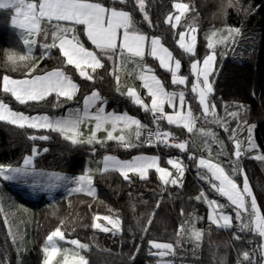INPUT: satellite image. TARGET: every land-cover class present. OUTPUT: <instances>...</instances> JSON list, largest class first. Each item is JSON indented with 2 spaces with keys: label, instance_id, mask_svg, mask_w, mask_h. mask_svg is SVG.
I'll return each instance as SVG.
<instances>
[{
  "label": "snow or ice",
  "instance_id": "1",
  "mask_svg": "<svg viewBox=\"0 0 264 264\" xmlns=\"http://www.w3.org/2000/svg\"><path fill=\"white\" fill-rule=\"evenodd\" d=\"M127 2L128 0H111L109 5L107 0H0V10L10 13L8 24L18 34L27 50L22 55L14 50H8L6 63L12 66V71H16L20 65L27 67L28 62L35 59L33 49L37 45L41 49V60L49 56L51 49L54 48L59 49L63 59L61 67L39 73L37 72L39 61H37L27 68V73L23 78L15 79L10 75H4L0 88L4 94H11V97H14L21 105H29L30 102L44 103L52 95L56 96L58 105L61 97L72 100L80 89V85L75 82L73 75L66 70L67 66H74L80 77L93 81L95 79L93 73L105 66L104 57L113 61V64L118 68H125L129 63H133L139 69L138 78L142 82V88L146 90L147 97L150 98V104L146 103L145 99L133 87H128L127 92L121 93V95H126L146 113L151 112V123L155 126V130L127 112H107L103 106L106 100L95 88L89 94L84 95L82 109H70L66 115L62 116L49 115L46 112L28 115L22 111L13 110L8 103L0 99V122H6L21 129L30 128L56 132L73 145L100 144L103 146L109 141H114L118 147L124 149L140 146V143L133 144L131 142L133 135L131 130L134 128V136L138 142L146 143L149 146L174 147L183 151L186 150L188 142L179 140L173 143L177 138L173 132L164 130L162 122L167 121L168 125L182 126L188 132H193L197 116L193 112L191 103H188L187 85L191 83V93L195 95L205 120L211 116L213 123L223 127L225 131L231 132L230 139L235 149L231 155L236 158L231 161L232 176L228 175L219 163L205 159L202 155L198 158V173L203 168L210 174L201 176V179L207 180L215 192L226 198L228 205L221 204L215 199H208L203 191L196 199L204 198V202L208 205L207 219L211 224L229 229L233 223V216L224 210L230 205L235 212V221L239 231L251 233L264 240V206L258 204L257 197L254 195L246 175H244L242 188L233 178L237 173H244L243 168L237 167L242 152L254 151L258 147L253 137L256 125L247 123L250 108L242 103H237L236 110L227 113V115L236 118L238 126L242 121L244 127H241L240 131L241 133L245 130L247 132V147L245 148L243 147L245 141L236 138L237 130L226 126L225 120L217 114L216 104L209 101V96L214 91L211 77L215 72V63L218 58L216 49L218 46L227 48L230 43L234 44L235 38L242 36L241 28L226 26L224 29H216L206 34L207 54L201 61L194 58L197 55L196 33L199 25L196 16H193L191 21L186 22L185 30L179 31V39L175 41L181 52V57L187 55L191 61L190 76L181 75L182 59L176 58L174 52L165 46L161 36H152L149 39L147 34L136 27L137 22L133 18L134 14L124 10ZM135 3L139 11L143 13V19L151 25L148 12L145 10V0H135ZM172 8L176 10L175 14L169 12L164 23L176 30L178 25H181L182 19H186V14L193 10V6L173 0ZM81 30L98 51L85 46L80 39ZM49 34L51 43H41L37 40V37L42 35L47 41ZM219 55L224 56L226 53L221 52ZM149 56L159 62V67L166 74H170L174 90L169 91L164 81L155 74V70L144 63ZM87 69L92 71L89 72ZM113 75H115V71ZM116 79V91L120 92L119 76ZM57 105H53V107ZM93 107H95V111H91ZM166 108H170L171 111H166ZM85 121H94L95 123L88 137L81 139L83 134L80 129ZM101 130L106 133L103 139L97 136ZM118 131L120 134L116 135L115 133ZM145 131L147 132L146 136L144 135ZM198 133L199 137L203 138L202 142L204 148L208 149L209 156H211V144H223V142L217 141L216 133L211 128L201 127L198 129ZM28 139L47 141L50 137L32 135ZM47 151L48 149H44V152ZM222 151L223 147H221ZM38 153L39 149L34 144L31 153L25 154L18 164L0 163V179L25 185L33 192H47L71 184L73 187L69 192L70 195L75 192L95 198L97 189L94 180L97 174L103 176L109 172H116L127 181L130 179V173L137 174L141 179H144L151 169H155L159 180L165 186L169 183L177 185L180 183L179 178L185 174V167L181 160L168 158L167 164L171 165L177 173V176H173L168 168L161 166V156L140 153L130 159H120L118 156L105 154L98 162L100 166L95 170L85 167L79 175L69 176L64 172L37 168L35 157ZM189 158L197 160V157L191 154ZM255 158L264 160V155H258ZM157 207H159V202ZM0 211H3L2 207H0ZM154 215L155 213L148 217L146 225L141 220H137L144 233H147ZM101 219L111 225V228L99 223L98 221ZM197 219L199 218H190L181 224L176 232V244L182 243V237L187 236L188 239L196 243V246H199L202 230L196 227ZM5 222L7 223V220ZM64 223V220H60V224L46 236L41 249L44 255L42 264H54V258L58 256L63 257L61 264H90L88 258L79 254V250L90 248L88 244L82 243L78 239L71 240L70 244L75 246V251L70 248L61 249L58 246V241L65 240V233L62 231ZM122 223L119 214L115 216L95 214L92 217L91 227L103 232L111 231L115 235L122 231ZM9 235H12L11 229H9ZM234 238L240 239L239 236ZM13 242L15 243V236H13ZM148 245L149 254L156 258V264H172L166 258L175 252L173 243L148 240ZM139 249L140 246L137 245L136 253L130 257L132 264L135 262ZM242 255L243 264H264V244L258 245L257 249L252 252L244 251ZM238 264H242V262L238 260Z\"/></svg>",
  "mask_w": 264,
  "mask_h": 264
},
{
  "label": "trees",
  "instance_id": "2",
  "mask_svg": "<svg viewBox=\"0 0 264 264\" xmlns=\"http://www.w3.org/2000/svg\"><path fill=\"white\" fill-rule=\"evenodd\" d=\"M177 1L189 3L193 6V10L186 14V19L182 20L176 30L164 23L165 17L173 11V0H145V10L150 17L151 25L143 19V13L139 11L135 0H128L124 10L134 14L133 18L137 22L136 27L141 32L151 36H161L165 46L174 52L176 58L182 59L181 75L190 76L191 61L187 55L181 57V52L175 41L178 39L179 31L185 30L186 22L191 21L193 16H196L200 29L209 24H224L247 30H259L258 49L255 52L256 59L254 61L225 59L219 55L220 50H216L218 58L215 63V72L211 77L214 91L210 94L209 101L216 104L217 112L226 121L227 127L236 129V132L244 125L240 121L238 126L236 118L227 115V113L235 111L237 103L249 107L250 114L247 122H254L256 125L254 128L255 138L259 145V151L264 155V0H231V3L230 0ZM107 3L110 5L111 0H107ZM80 39L86 42L82 30ZM8 50H14L21 55L26 52L22 41L14 30H0V84H2L4 75L24 76L27 73V68L37 61H39L38 73L63 65L58 48L51 49V54L41 60V50L38 46L33 51L35 59L29 61L27 67L20 65L16 71H12V66L6 63ZM206 54L205 42L198 36L197 55L194 58L202 61ZM103 62L105 66L93 73L95 77L93 81L80 77L73 66H67L66 70L80 85L79 92L75 97L82 99L84 95L89 94L95 88L106 100L105 104L108 110L128 112L139 117L142 123L150 127L152 125L150 113H146L126 95H121L116 91L115 75H113L116 65L106 57L103 58ZM146 62L164 81L168 90L173 88L170 74H166L159 67L157 61L146 58ZM253 76H256L255 80ZM187 97L193 112L195 114L200 112L195 95L191 93V83L187 85ZM0 99L11 101L18 107L10 94L3 93L2 88H0ZM56 103V96L52 95L44 103L30 102L29 105L20 104L19 108L30 113H50L54 110L53 105ZM241 115L243 116V113ZM162 127L182 136L183 139L189 133L180 127L167 125L165 121L162 122ZM44 133L45 136L50 137L49 140L32 141L28 139L29 136H42ZM219 133L226 140L229 148L232 145L231 132L221 128ZM138 143L140 146L132 149L118 147L114 141H109L103 146L100 144L73 145L56 132L30 128L21 129L6 122H0V163L18 164L23 156L31 151L33 145L37 144L40 153L35 157L36 167L72 174L83 171L86 159L99 158L103 153L104 155L130 157L138 152H155L160 154L161 164L164 165L166 157L172 154H181L182 160H187V157L184 158V154L190 150V146L187 145V149L183 152L170 149L155 151L144 147L142 142ZM44 149H48V151L44 152ZM240 165L248 177L258 204L264 206V160L241 155ZM94 185L97 189L95 198L82 193H72L57 197L52 203L46 205L34 206L27 203L32 209V246L28 253V264H42L44 255L41 249L45 238L60 224V220L65 221L62 231L66 237L78 239L90 246L88 250H83L84 256L89 259L90 264H132L130 257L136 253L137 245L140 246V249L134 264H147L155 259L149 254L148 240L173 243L175 247L173 264L178 262L180 264H238V260L243 264V252H252L260 245V238L251 233L239 231L235 220L229 229L211 224L207 219V207L203 203L195 201L193 196L202 190L210 194L212 188L208 182H203L198 178L193 167L186 169L180 186L163 185L154 172H151L147 178L130 177L127 181L116 172H109L103 176L97 174ZM220 200L224 199L220 198ZM158 202L159 207H157ZM192 212L206 214L205 219L198 222V225L203 229L201 242L198 243L199 246H196V243L191 240L176 244V232L187 220L188 214ZM153 213L155 215L152 223L147 233H144L137 220H141L146 225L148 217ZM95 214H119L123 221L122 231L113 235V233L93 229L91 224ZM235 236H239L240 239H235ZM15 262L14 243L9 235L3 211H0V264H15Z\"/></svg>",
  "mask_w": 264,
  "mask_h": 264
},
{
  "label": "rangeland",
  "instance_id": "3",
  "mask_svg": "<svg viewBox=\"0 0 264 264\" xmlns=\"http://www.w3.org/2000/svg\"><path fill=\"white\" fill-rule=\"evenodd\" d=\"M177 2H183V1H177ZM183 3H187V2H183ZM175 12H176V10L173 9L172 13L175 14ZM9 17H10V13H7V12H4L3 10H0V30H13L10 28V26L8 24ZM226 26H230V25H224V24L210 25L209 24V25H207L201 29L199 28L198 32L196 33L197 40H198V36H199L200 39H202L206 45V34L210 33L213 30H216V29H224V28H226ZM240 28H241L242 36L236 37L235 38L236 42L234 44L230 43L229 47H227V48L222 47V46H218L216 50H220L219 53H221V52L226 53V55L222 56L225 59L229 58L232 60H239V61L245 59L248 61H254L256 59L255 52L258 49L260 32H259V30H247V29H243L242 27H240ZM178 39H179V36H178ZM37 40L40 41L41 43H43V42L51 43V36L49 34L47 41H45V38L42 35L38 36ZM81 41H82V39H81ZM82 42L85 44L86 47H89L92 50H96L94 48V46L91 45V42L87 40V37H86V42L84 40ZM38 46L39 45H37L33 49V51L36 50V48ZM145 61H144V63H145ZM87 71L91 72L92 70L87 69ZM138 73H139V69L137 68L136 64H133V63H129L125 68H118L116 66V68H115V82H116V88H117L116 77L119 76V78H120L119 79L120 93H125V91H126L125 89H127L128 87H133L136 89L137 92H139V88L141 86V81L138 78ZM12 78L19 79V78H23V76L22 77H12ZM253 79L255 80L256 76H253ZM172 90H174V88H172L169 91H172ZM12 99H13L14 103L18 104L17 105L18 107L13 105V103L11 101H7L5 99H2V100L5 103H8L10 105V107L15 111H22L28 115L37 114V112L30 113L28 111L20 109L19 108L20 104L15 100L14 97H12ZM56 100H57V98H56ZM76 100H78V99L75 96L72 100H66L65 98L61 97L59 99L58 105H57V103L54 104V105H57L56 107H53L54 110H52V112H50V113H48V112H46V113L49 115H54V116H62V115H66L70 109H77V108L82 109L83 104L78 103ZM105 110L107 112H113L114 111V110H108L107 108ZM91 111H95V107H93L91 109ZM166 111H171V109L169 108ZM115 112H117V111H115ZM117 113H123V112H117ZM128 114L131 116H135V115H132L130 113H128ZM217 114H218V112H217ZM196 116H197V121H196V124L194 126L193 132H189L188 134H186L184 136V139H183V141H187L188 142L187 145L190 146V150H188V152H187L188 153L187 160L183 161L185 171L187 168L193 167L196 170V174H197L198 178L203 182H208L207 180L201 179V176H203V175H210L209 173H207L206 169L201 168L199 173H198V158L202 155L205 159H211L213 162L219 163L225 169L226 173L228 175L232 176L233 173H232L231 161L235 160L236 158L233 155H231V153H233L235 151V149H234L233 145H231L229 147L230 148L229 149L226 140L223 138L222 135H220L219 130L221 128L223 130H225V129L223 127H219L215 123H213L211 116H209L208 119L205 120V118L202 115V111H201V113L199 112V114H196ZM218 116L223 119V117L221 115L218 114ZM135 117L139 119V117H137V116H135ZM94 123H95L94 121H85V123L81 126V129H80V131L83 134L81 136V139H86L88 137V135L90 134L91 128L94 126ZM247 123L248 124H254V122H247ZM226 126H227V124H226ZM201 127L211 128L216 133L217 141L223 142L222 145L219 143L211 144V156H209L208 149L204 148V144L202 142L203 138L199 137L198 129ZM45 131H48V130H45ZM131 131L133 133V135L131 137V142L133 144H137L138 141L135 139V136H134L135 129L133 128ZM115 134L119 135L120 132L118 131ZM42 136H45V133ZM97 136H98V138L103 139L106 136V133L103 130H101L100 132L97 133ZM253 137H254L256 144L258 145L256 138H255V132H253ZM236 138L244 140L245 143H244L243 147H245V148L247 147V145H246V138H247L246 130L243 133H241L240 130L238 132H236ZM209 143H211V141H209ZM35 146L39 149V146L37 144H35ZM221 147H223L222 152H221ZM30 153H31V151L27 154H30ZM39 153H40V151H39ZM140 153H144L147 155H156V153L146 151V152L134 153L132 156L138 155ZM190 154L197 157V160L190 159L189 158ZM247 155L255 158L256 156L263 155V154L259 151V145H258L257 149L254 151L242 152V156H247ZM103 156H101L99 158H88V159H86L84 161L83 170L85 169V167H90L93 170H95L98 166H100L98 164V162L102 160ZM115 156H117V155H115ZM132 156H130V157H121V156L119 157L118 156V157L120 159H130ZM178 160H181V158L178 157ZM162 167L168 168L169 171L173 174V176H177L176 170L171 165H168L166 163ZM237 167L241 168L240 159H239V163L237 164ZM37 168H40V167H37ZM41 169H44V168H41ZM44 170L53 171L51 169H44ZM151 170L149 171L148 176L150 175L151 172H154L156 174V176L159 178V175L155 172V169H151ZM54 171H59V170H54ZM59 172H64V173L68 174L69 176H75V175L80 174V173L72 174V173L65 172V171H59ZM244 175H245V173H243V174L237 173L233 177L237 180V183L240 185L241 188L243 187ZM129 176L140 178L137 174H134V173H130ZM179 180H180V183H178L177 186H180L182 184V178H179ZM168 185H173V184L169 183ZM72 187H73V185L69 184L67 186H61L59 188H56V189H53V190L47 191V192H45V191L33 192L32 190H30L25 185H21V184L15 183V182H7V181H4L3 179H0V207L3 208V216H4V220L5 221L7 220V223L6 222L5 223L8 227V230L11 229L12 240H13V236H15V243L13 242L14 247H15V252H16L15 264H28V262H29L28 253H29V250L32 246V235H31V231H32V209H31V207H29L27 205V203L34 205V206L50 204L57 197H60L63 195H69V192L71 191ZM202 191L205 193V195L208 197V199H215L221 204L228 205V201L226 200V198L221 197L217 192H215V190L212 189L210 194H208L204 190H202ZM73 193H75V192H73ZM200 193H201V191L196 193L193 196V199L195 201L203 203L207 207V210H208V205L204 202L203 197H201L200 200L196 199V197ZM220 198L224 199V200L221 201ZM224 211L226 213L232 215L233 220H235V212L232 210V207L230 205L227 208H225ZM207 214H208V211H207ZM106 215H108V214H106ZM100 216H104V214L103 215L101 214ZM112 216H115V215H112ZM205 217H206V214L203 215V214H199V213L197 214V213H193V212L188 214V216H187V220L190 218H199L196 221V227L198 229L202 230V236H203V229H202V227H200L198 225V222L203 221L205 219ZM98 222L101 224H104L106 227L111 228V225H108L107 222L103 221L102 219ZM235 223H237V222L235 221ZM95 230L101 231L100 229H95ZM101 232H103V231H101ZM109 233H112V232L109 231ZM117 233H119V232H117ZM71 240H73V238H69V237L65 236L64 241H58V246L61 249L70 248V249H73L75 251L76 250L75 246L70 244ZM182 241L183 242L184 241H190V239H188L187 236H185V237H182ZM200 242H198V243H200ZM82 243H85V242H82ZM260 244H264V240L260 239ZM79 254L84 255L83 250H79ZM173 259H175L173 254H170V256H168L166 258V260L171 261L172 264L174 261ZM62 260H63V257L58 256L57 258H54V264H61ZM147 264H156V258ZM177 264H180V263L178 262Z\"/></svg>",
  "mask_w": 264,
  "mask_h": 264
},
{
  "label": "crops",
  "instance_id": "4",
  "mask_svg": "<svg viewBox=\"0 0 264 264\" xmlns=\"http://www.w3.org/2000/svg\"><path fill=\"white\" fill-rule=\"evenodd\" d=\"M146 34V33H145ZM147 36L149 37V39L152 37L151 35H148L147 34ZM147 58H151L150 56L149 57H147ZM153 59V58H152ZM146 60V59H145ZM158 62V61H157ZM145 63H146V61H145ZM159 63V62H158ZM147 64V63H146ZM156 74V73H155ZM181 87H183V86H181ZM128 89V88H127ZM127 89H125L126 91H125V93L127 92ZM172 89V88H171ZM170 89V90H171ZM140 95H141V97L142 98H144L145 99V101H146V103H149L150 104V98L149 97H147V95H146V90L145 89H143L142 88V82H141V86H140V88H139V92H138ZM78 103H80V104H83V98L82 99H78V100H76ZM198 102V101H197ZM104 106V108L106 109L107 107H106V104H104L103 105ZM138 106V105H137ZM186 107H187V105H186ZM142 110H143V108H141ZM167 109H169V108H166V110ZM199 111H200V113H201V111H202V109L201 108H199ZM150 114H151V112H149ZM197 114H199V112L197 113ZM165 123L167 124V121H165ZM168 125V124H167ZM171 126H174V127H178V126H175V125H171ZM181 129H184L182 126H179ZM185 130V132L187 131V129H184ZM187 149V148H186ZM181 152H183V151H185V150H180ZM155 153V152H154ZM111 155H113V154H111ZM156 155H158V156H160L158 153H156ZM188 156V153H185L184 154V158L185 157H187ZM168 156L166 157V163H167V160H168ZM161 166H164L163 164H161ZM183 178V177H182Z\"/></svg>",
  "mask_w": 264,
  "mask_h": 264
},
{
  "label": "built area",
  "instance_id": "5",
  "mask_svg": "<svg viewBox=\"0 0 264 264\" xmlns=\"http://www.w3.org/2000/svg\"><path fill=\"white\" fill-rule=\"evenodd\" d=\"M151 121H152V115H151ZM149 128H151L152 130H155V126L153 124ZM164 130H166V129H164ZM144 135L145 136L147 135L146 131L144 132ZM175 137L177 138V140L173 141V143L178 142L179 140H182V138L180 136H178V135H175ZM143 145L146 146V147L152 148L154 150H159V149H173L174 150V149H177V148H174V147H172V148L164 147L163 145H160L159 147H157L156 145L149 146L146 143H143Z\"/></svg>",
  "mask_w": 264,
  "mask_h": 264
},
{
  "label": "bare ground",
  "instance_id": "6",
  "mask_svg": "<svg viewBox=\"0 0 264 264\" xmlns=\"http://www.w3.org/2000/svg\"><path fill=\"white\" fill-rule=\"evenodd\" d=\"M178 29V28H177ZM178 31V30H177ZM82 36V35H81ZM41 66H42V64H41ZM56 67V66H55ZM55 67H53V68H55ZM48 69V68H47ZM49 70V69H48ZM89 92V91H88ZM83 97V96H82ZM99 104V103H98ZM187 132V131H186ZM20 147H21V145H20ZM97 150V149H96ZM102 155H104V153L102 154ZM101 155V156H102ZM22 156V155H21ZM132 156V155H131ZM21 159V158H20ZM185 160V159H184ZM184 164V163H183ZM187 164V163H186ZM263 171V170H262ZM248 175V174H247Z\"/></svg>",
  "mask_w": 264,
  "mask_h": 264
}]
</instances>
